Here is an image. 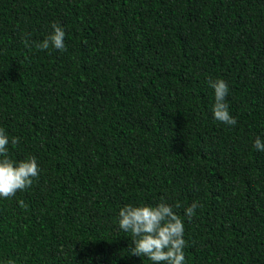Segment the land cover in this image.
I'll use <instances>...</instances> for the list:
<instances>
[{
	"label": "trees",
	"instance_id": "trees-1",
	"mask_svg": "<svg viewBox=\"0 0 264 264\" xmlns=\"http://www.w3.org/2000/svg\"><path fill=\"white\" fill-rule=\"evenodd\" d=\"M0 128L41 170L0 197V264H152L118 214L162 198L186 264H264V0H0Z\"/></svg>",
	"mask_w": 264,
	"mask_h": 264
},
{
	"label": "clouds",
	"instance_id": "clouds-1",
	"mask_svg": "<svg viewBox=\"0 0 264 264\" xmlns=\"http://www.w3.org/2000/svg\"><path fill=\"white\" fill-rule=\"evenodd\" d=\"M51 27L53 31L47 37L39 42L33 41L32 44L41 51L49 49L50 46L65 51L64 28L57 23H53ZM25 44L30 46L28 40H25ZM207 82L209 87L214 89L215 103L212 107L214 119L225 125H236L237 120L230 114L226 99L229 95L227 82L220 78L215 80L209 78ZM19 141V137H12L10 140L5 130L0 128V197L4 199L31 187L41 171L35 156L19 162L9 158V143L17 145ZM254 147L258 151H264V142L260 137L255 139ZM198 207L201 205L193 202L185 209V217L190 220ZM118 216L119 228L132 238L134 246L128 249L130 256L146 257L152 264H186L184 220L163 198L154 206L125 205L120 209ZM3 264H15V261L8 259L3 261Z\"/></svg>",
	"mask_w": 264,
	"mask_h": 264
}]
</instances>
